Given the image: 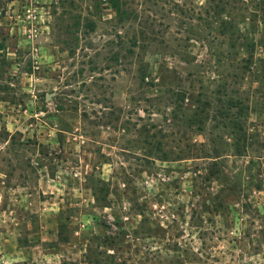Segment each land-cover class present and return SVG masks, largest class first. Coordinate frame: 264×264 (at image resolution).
Here are the masks:
<instances>
[{
	"label": "rangeland",
	"instance_id": "rangeland-1",
	"mask_svg": "<svg viewBox=\"0 0 264 264\" xmlns=\"http://www.w3.org/2000/svg\"><path fill=\"white\" fill-rule=\"evenodd\" d=\"M121 7L0 0V264H264V0Z\"/></svg>",
	"mask_w": 264,
	"mask_h": 264
},
{
	"label": "trees",
	"instance_id": "trees-1",
	"mask_svg": "<svg viewBox=\"0 0 264 264\" xmlns=\"http://www.w3.org/2000/svg\"><path fill=\"white\" fill-rule=\"evenodd\" d=\"M111 3L114 5V7L117 9V12L119 13V17L121 16V19H122V16L123 15V10H122V7H121V0H111ZM253 21V20H252ZM258 22L257 25L258 27L259 26H263L264 25V20L263 18H260V19H255V21H253V23L251 25H256L255 22ZM256 25V26H257ZM260 28V27H259ZM234 30L236 33H241L242 31L240 30V28H238V26H234ZM241 39L247 41V43L245 44H242L241 45V48L243 51H245L246 53H249V56L247 57V62H251L253 63V57H254V54H253V50L251 49V47H254V43L252 40H255L253 37H251V34L248 32V31H243L242 32V35H241ZM241 53V51L239 52V54ZM224 101H227V105L226 104H223L224 106H221V107H224V109L227 108V111H229L228 113H225V114H221L220 113V109L218 107H220V102L223 103ZM198 103V101H196ZM196 103V104H197ZM195 104V105H196ZM214 105V106H213ZM222 105V104H221ZM197 107V110H194V113H192L190 115V121L193 122V121H197L199 123H201V125L204 127L205 124H206V121L207 119H210L209 123H211V121H213L215 123V126L216 128H211V131L213 132V130H216L217 127L220 125V124H226L225 127L227 128L230 124L232 127H234V124H235V121L236 119H241V115H240V112L238 113L235 109H238L239 108V105H238V102H236L233 98L231 99H227V100H224L223 98L220 99L219 101H217L215 104H213V102L209 103V106L208 108H204V107H201L200 105H196ZM206 109H212L210 115L207 114L205 116H202L201 113L205 112ZM215 111V113H214ZM227 120V121H226ZM224 121H226L225 123H223ZM208 128V126H207ZM216 134H215V137L214 135H211V140L213 142H216ZM225 139L229 136H232L234 139H235V143H236V128H232L230 130H228V132H225V135H224ZM221 137V135H220ZM223 138V137H222ZM225 139L222 141L224 142ZM227 143V141H226ZM218 155L215 156L216 158L217 157H220L221 156V151L217 152Z\"/></svg>",
	"mask_w": 264,
	"mask_h": 264
}]
</instances>
